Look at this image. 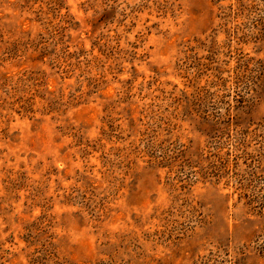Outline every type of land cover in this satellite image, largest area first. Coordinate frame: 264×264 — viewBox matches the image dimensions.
<instances>
[{"label": "rangeland", "instance_id": "1", "mask_svg": "<svg viewBox=\"0 0 264 264\" xmlns=\"http://www.w3.org/2000/svg\"><path fill=\"white\" fill-rule=\"evenodd\" d=\"M0 264H264V0H0Z\"/></svg>", "mask_w": 264, "mask_h": 264}]
</instances>
